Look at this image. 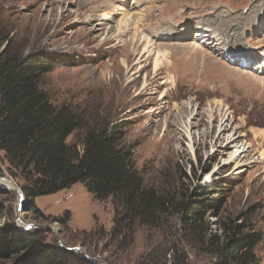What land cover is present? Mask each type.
Returning a JSON list of instances; mask_svg holds the SVG:
<instances>
[{
	"label": "rangeland",
	"instance_id": "374dc122",
	"mask_svg": "<svg viewBox=\"0 0 264 264\" xmlns=\"http://www.w3.org/2000/svg\"><path fill=\"white\" fill-rule=\"evenodd\" d=\"M263 18L264 0H0V28L13 47L24 57L52 61L43 88L55 106L85 113L88 129L127 123L122 147L131 150L148 187L190 196L219 185L224 192L214 198L224 202L221 218L253 210L250 220L264 234V74L258 70L264 27L255 25ZM183 28L194 30L184 38L177 31ZM132 44H150L152 57L141 60ZM243 49L254 63L239 65L238 55H227ZM189 123L193 142L184 130ZM81 135L72 134L67 144ZM229 135L247 151L239 167L223 165L234 151L225 149ZM18 161L0 150V211L18 234L41 233L45 245L93 264H216L189 243L178 219L155 229L137 226L133 234L119 231L115 201L99 200L84 184L32 197L36 177ZM5 178L17 190L1 185ZM209 221L216 231L217 218ZM255 253L264 264V241ZM21 263V255L0 261Z\"/></svg>",
	"mask_w": 264,
	"mask_h": 264
},
{
	"label": "trees",
	"instance_id": "16d2710c",
	"mask_svg": "<svg viewBox=\"0 0 264 264\" xmlns=\"http://www.w3.org/2000/svg\"><path fill=\"white\" fill-rule=\"evenodd\" d=\"M0 150L24 165L36 180L31 196L52 195L75 184L86 185L99 200L113 199L121 214L119 231L137 226L160 228L178 219L193 247L216 264H261L255 251L264 234L251 222L253 210L221 218L220 186L199 188L190 196L148 187L136 169L131 150L122 147L128 124H102L88 129L86 114L72 106L57 107L43 88L53 69L42 54L24 57L0 28ZM82 135L68 145L72 134ZM82 147V153L78 147ZM5 190L0 189V194ZM1 210V209H0ZM0 211V261L22 256L21 264H93L79 255L45 245L41 233L18 234ZM216 217V231L209 218ZM128 229V230H127Z\"/></svg>",
	"mask_w": 264,
	"mask_h": 264
},
{
	"label": "bare ground",
	"instance_id": "6f19581e",
	"mask_svg": "<svg viewBox=\"0 0 264 264\" xmlns=\"http://www.w3.org/2000/svg\"><path fill=\"white\" fill-rule=\"evenodd\" d=\"M127 1V0H126ZM132 1V0H131ZM125 5V4H124ZM123 5V6H124ZM128 5H130L129 6V8L127 9V11H131L133 8L132 7H134V3H131V4H128ZM128 5H126V6H128ZM123 6H122V9H123ZM125 11V10H124ZM126 11V12H127ZM122 12V11H121ZM121 14V13H120ZM124 14V13H123ZM119 15V14H118ZM124 17V16H123ZM262 17V16H261ZM133 18V17H132ZM142 18V17H141ZM122 19V18H121ZM125 19V18H124ZM135 19V18H134ZM137 19V18H136ZM126 20V19H125ZM129 21V20H128ZM128 21H126V22H128ZM134 21H136V20H134ZM256 21V20H255ZM260 22L258 23V22H256V27H260V29L261 28H263L264 27V18L261 20H259ZM128 23H130V21L128 22ZM131 23H132V21H131ZM137 23H138V21H137ZM123 24H124V22H123ZM127 23H125V25H124V27H126L127 25H126ZM133 24H134V22H133ZM140 24V23H139ZM135 25V24H134ZM124 27L122 26H120V27H117V30H118V32L120 31H125L124 30ZM128 27V26H127ZM132 27V26H131ZM187 27H189V26H187ZM191 29V28H190ZM188 29V28H183V29H181V30H177L178 31V33L181 35V37H184V38H187L188 36H190L189 34L191 33V31H193L194 29ZM209 30H206L205 31V33L206 32H208ZM139 34V33H138ZM135 36V35H134ZM161 36H162V38H164V34H161L160 36H159V38H161ZM201 36V33H198L197 34V36H196V38H199ZM205 37V36H204ZM206 37H208L209 38V40H211L212 38H213V36H212V34H209V35H206ZM116 38V37H115ZM132 39V38H131ZM172 39V38H171ZM134 40H135V37H134ZM208 40V41H209ZM135 41H137V40H135ZM149 42V41H148ZM152 42V41H151ZM206 41H204V43H205ZM137 43V42H136ZM218 43V42H217ZM224 43V46H227V44L225 43V41L223 42ZM223 43H220L221 45L223 44ZM151 44V43H150ZM150 44H148V45H145V46H143V48H140V46H139V44H132L133 45V47H134V49H135V52H134V55H137L138 56V58H140L141 60L144 58V57H147L148 59H150L151 57H152V54H153V52L154 51H152L151 50V45ZM153 45V44H152ZM216 45H218V44H216ZM225 48V47H224ZM245 49H243L242 51H229L228 52V56H231V57H234L235 56V54L236 55H238L237 56V58H240L242 61H239L238 63H240L241 62V64H239V65H244V63L243 62H253L254 63V59H252L251 57H250V59L249 58H247V55L245 54V51H244ZM228 51V50H227ZM251 53V52H250ZM130 55H132V53H129V56ZM163 56H165V54L163 55ZM140 59H139V61H140ZM155 59V61H154V71L156 72V73H158L160 70H161V66H162V64H161V55H160V53H158V56L156 57V58H154ZM255 64H257V63H255ZM146 67V66H145ZM256 67V66H255ZM258 70L261 72V74H264V62H263V65L260 67V68H258ZM219 104H220V102H219ZM217 107V106H216ZM208 112L210 113V115H212L211 117L213 118V109H208ZM193 116V114L191 113V116H189L188 118V121L190 120V118ZM194 125L195 124H193V123H189L188 125H185V131H186V136H187V138H188V140L190 139L192 142H193V136H195L193 133H192V129H190V128H193L194 127ZM227 130V126H225L224 128L222 127L221 128V131H220V137H222V134L225 132ZM193 137V138H192ZM204 137H206V138H209L210 136L208 135V134H205L204 133ZM238 140H239V137H236V136H231V135H229L227 138H226V141H227V145H226V147H225V149H231V148H233L234 149V151H232L231 153H230V155L228 156V159L226 160V161H224L223 162V165H229V164H237V167H239V165H240V163H241V159L242 158H245V156H244V153H246L247 151H246V149H245V147H243V146H240V147H238ZM190 151L192 150V147H191V145H190ZM225 152V151H224ZM223 154V153H222ZM208 179H210V176H208ZM8 185V186H10L12 189H16V187H15V185L14 184H9L7 181H5V180H3L2 182H1V185Z\"/></svg>",
	"mask_w": 264,
	"mask_h": 264
},
{
	"label": "water",
	"instance_id": "95a60500",
	"mask_svg": "<svg viewBox=\"0 0 264 264\" xmlns=\"http://www.w3.org/2000/svg\"><path fill=\"white\" fill-rule=\"evenodd\" d=\"M3 180L7 181L9 184H13L12 181L9 180V179H7V178H5V179H3ZM16 190H17V189H16ZM18 192H19V190H18ZM23 206H24V197H23V194L21 193V194H20V202H19V208H18V211H19V212H18V213H20V211H22Z\"/></svg>",
	"mask_w": 264,
	"mask_h": 264
}]
</instances>
